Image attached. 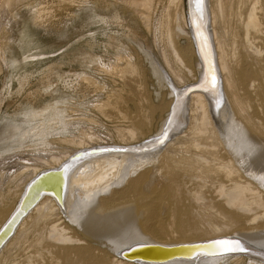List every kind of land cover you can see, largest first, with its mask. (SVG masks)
Segmentation results:
<instances>
[{
    "label": "bare ground",
    "instance_id": "obj_1",
    "mask_svg": "<svg viewBox=\"0 0 264 264\" xmlns=\"http://www.w3.org/2000/svg\"><path fill=\"white\" fill-rule=\"evenodd\" d=\"M12 1L0 0V20ZM115 1L131 9L145 31L153 27L159 0ZM191 1L193 23L186 0H169L180 9L172 23L154 27L152 41L134 30L133 41L146 51L113 48L107 64L97 61L94 72L82 75L98 90L90 107L112 121V132L95 133L96 121L82 111L77 135L57 140L68 145L65 151L23 148L2 157L15 201L0 205V230L38 174L79 150L122 147L73 157L67 181L71 164L51 175L57 193L45 188L38 201L32 195L20 205L0 237V264L264 262L182 250L156 260L172 251L144 246L236 238L264 252V0H203L199 11ZM212 75L214 87L206 83ZM114 76L119 88L104 86ZM149 79L154 97L146 90ZM156 112L160 123L153 127ZM129 248L124 255L138 258L122 256Z\"/></svg>",
    "mask_w": 264,
    "mask_h": 264
},
{
    "label": "rangeland",
    "instance_id": "obj_2",
    "mask_svg": "<svg viewBox=\"0 0 264 264\" xmlns=\"http://www.w3.org/2000/svg\"><path fill=\"white\" fill-rule=\"evenodd\" d=\"M12 2L4 21L0 20V161L23 148L32 153L49 146L65 151L68 145L57 140L77 135L82 111L96 121L95 133L112 132V121L90 107L98 90L82 75L94 72L99 61L107 64L109 54L124 46L138 49L133 41L138 27L152 41L154 27L172 23L180 9L169 0H159L154 5L153 27L145 31L136 14L115 0ZM159 28L156 36H160ZM113 78L104 86L119 88L121 82ZM155 88L149 79L146 90L153 97ZM158 112L152 118L153 127L160 123ZM4 166L0 163V205L8 199L11 205L15 182Z\"/></svg>",
    "mask_w": 264,
    "mask_h": 264
},
{
    "label": "water",
    "instance_id": "obj_3",
    "mask_svg": "<svg viewBox=\"0 0 264 264\" xmlns=\"http://www.w3.org/2000/svg\"><path fill=\"white\" fill-rule=\"evenodd\" d=\"M186 8H187L188 15L190 17V21H192V23H193V18L194 17H193L192 1L191 0H186ZM163 134H164V132H162L161 134H159V136H156L155 138L160 140V138H162ZM146 142H147V140H146ZM141 145L145 146L146 143H143ZM114 148H122V147H119V146L115 147V146H110V145H101V146H98V147H90V148H87V149H84V150H79L72 157H70L69 160H66L61 165V167H58L56 169L47 170L45 172H41L28 185L27 191H26L25 195L23 196V198H22V200L20 202V205L22 203H25L29 198H31L32 195H34V197L36 198V201H38L43 193L49 192L48 189H45V188H50V187L54 188L55 187L52 192H55L56 190L58 191V184L51 183L50 181H48V178L51 175L60 172L64 165L71 164L70 161H71V159L73 157L79 156L83 152L84 153L85 152L100 153V152H103V151L106 152L107 150H113ZM72 167H73V165L71 164L70 167H69V170H68V172L66 173V176H65V180L66 181H67V176L69 174V171L72 169ZM29 190L31 192L28 195ZM57 191L55 192V194L57 193ZM20 205H19V207H20ZM19 207H18V209H19ZM18 209H16L14 211V213L11 215L9 220L5 223V225L0 230V237H2L6 232H8L7 231L9 229L8 224L15 217V215L17 214ZM18 223H19V221H17L15 223L14 229L16 228ZM14 229L9 232L10 235L13 234ZM10 235H8V236H10ZM222 239L238 240L236 238H222ZM216 240H220V239H216ZM213 241H215V240L204 241V242H196V243H190V244H179V245H172V246H165V245L152 244V243H144V246L145 247H157V248H160L159 250H166V251L169 250L168 253L172 251L171 252L172 254H167L165 256L157 257V258H155L156 260H166V259H169V258H172V257H175V256H180L179 254L173 253V252H175L174 250H182V252H184V253L191 252V251H196V253L201 252V251L207 253L208 251H211L213 254H216V255H219V254H221V255L247 254V255H251V256H254V257H257V258H260V259L264 260V252L263 251H258V250L254 249L253 247H251L249 245L247 247V246L244 245L245 243L240 241V240H238V241H240V243H241V245H242L244 250L243 251H234V252H222V251L216 250V248L212 244ZM130 251H131V248L122 251L121 254H122V256L124 258H127V259L129 258L130 259L131 257H127V256L124 255L125 253H128ZM194 255H195V253L193 254V256ZM136 258H138V257L136 256V257H133L131 259L135 260Z\"/></svg>",
    "mask_w": 264,
    "mask_h": 264
},
{
    "label": "snow or ice",
    "instance_id": "obj_4",
    "mask_svg": "<svg viewBox=\"0 0 264 264\" xmlns=\"http://www.w3.org/2000/svg\"><path fill=\"white\" fill-rule=\"evenodd\" d=\"M202 3L203 0H195L197 11H199L202 8ZM206 83L214 87L216 83L215 76L212 75L210 79L206 80ZM212 244L217 250L222 252H234V251L244 250L240 241L238 240L220 239L213 241Z\"/></svg>",
    "mask_w": 264,
    "mask_h": 264
}]
</instances>
